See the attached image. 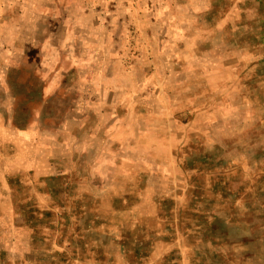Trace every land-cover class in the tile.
<instances>
[{
  "label": "rangeland",
  "instance_id": "1",
  "mask_svg": "<svg viewBox=\"0 0 264 264\" xmlns=\"http://www.w3.org/2000/svg\"><path fill=\"white\" fill-rule=\"evenodd\" d=\"M0 264H264V0H0Z\"/></svg>",
  "mask_w": 264,
  "mask_h": 264
}]
</instances>
